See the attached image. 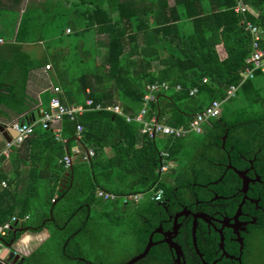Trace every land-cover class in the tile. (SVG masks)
Returning a JSON list of instances; mask_svg holds the SVG:
<instances>
[{
	"label": "trees",
	"instance_id": "16d2710c",
	"mask_svg": "<svg viewBox=\"0 0 264 264\" xmlns=\"http://www.w3.org/2000/svg\"><path fill=\"white\" fill-rule=\"evenodd\" d=\"M22 2L0 0L3 123L22 121L40 102L47 107L54 96L65 106L92 100L105 107L120 105L125 114L136 116L146 105L147 86L156 82L170 88L147 104V118L156 117L168 126L186 128L212 101H223L220 115L206 122L201 133L181 138H149L141 133L140 123L106 110L88 109L73 121L64 117L61 140L52 128L36 123L32 135L11 154L17 152L26 166L23 202L6 203L15 197V183L0 190L1 225L14 216H29L24 225L31 231H49L48 239L23 264H49L55 256L64 264H99L84 255V245L105 248L110 226L122 229L124 248L141 254L164 214L152 200L159 189L185 195L187 202L191 198L189 204L206 202L196 210L234 216L245 194L243 179L229 165L238 171L253 167L250 176L262 180L249 185L250 200L242 208L243 214L257 218L249 226L242 264H262L258 250L264 240V72L242 81L252 53L246 23L264 31V0H41L21 8ZM239 4L246 12L235 11ZM40 43L42 56L25 49ZM47 66L53 94L46 91L40 101L29 95V82L33 72ZM232 85L239 86L236 96L226 99ZM193 89L197 92L191 95ZM78 125L84 128L80 139ZM76 140L81 152L66 168L64 157L73 155ZM90 150L93 156L84 159ZM164 160L172 165L167 172H161ZM98 190L118 198L104 201L97 197ZM137 194L143 199L123 200ZM215 194L226 198L212 201ZM19 236L9 232L2 240L16 241ZM225 236L226 251L240 257V245ZM220 240L215 232L208 235L200 222L197 243L204 260L240 264L227 257L219 260ZM179 243L186 264H203L194 248L191 220L184 221ZM173 263L168 247L155 246L136 264Z\"/></svg>",
	"mask_w": 264,
	"mask_h": 264
},
{
	"label": "built area",
	"instance_id": "2783aa9c",
	"mask_svg": "<svg viewBox=\"0 0 264 264\" xmlns=\"http://www.w3.org/2000/svg\"><path fill=\"white\" fill-rule=\"evenodd\" d=\"M235 11L238 13L246 12V7L243 4H239ZM246 31L252 37V53L250 58L247 60V66L243 72V81L251 80L255 77L257 71L264 72V31L256 24L252 22L246 23ZM68 32H70L68 30ZM50 69V66H47ZM170 85L166 82H156L147 86V94L144 96L145 107L136 115L130 116L123 112L120 105L115 106H103L101 104L94 105L92 100H87L85 105L82 106H65L62 104L57 96H54L50 101V110L45 112L38 120L34 123L29 124L22 120L13 124V129L17 132L15 140L7 144L5 150L0 151V157L8 155L9 151L13 146H21L25 140L32 135L34 125L40 123L44 128H52L57 139L61 140V127L59 124L62 122L64 117H69L72 121L76 120L78 116H81L88 109H95L98 111H110L114 114L124 116L128 122L136 121L142 125L141 133L148 136L149 138L172 136L174 138H181L189 133H201L203 131V126L210 119L216 118L220 115L221 106L223 101L214 100L208 104L202 112L198 113L192 121H190L188 127H172L160 122L156 117L147 118L148 107L151 101H154L156 94L160 91L169 90ZM239 86L232 85L227 90L226 99H230L236 96ZM176 90H180V86H176ZM55 93L60 92L59 88L54 89ZM197 89L191 90L190 94L194 95ZM24 121V122H23ZM84 128L82 125H78L76 129V135L78 139L81 138ZM93 151H88L84 156V159L93 156ZM161 156L167 158V153L162 152ZM64 164L66 168L71 167L73 163V158L70 155L64 157ZM162 164L161 172H167L171 168V164L164 160ZM8 186L6 181L0 180V188H6ZM164 196V190H157L152 196V200L161 201ZM97 197L104 200H116L118 197L112 193L106 192L104 190H98ZM143 199L142 195H128L123 197L125 202H137ZM17 218L14 217L12 222H16ZM12 222L1 225L0 224V243L3 237H6L9 232L12 231Z\"/></svg>",
	"mask_w": 264,
	"mask_h": 264
},
{
	"label": "flooded vegetation",
	"instance_id": "af4514ba",
	"mask_svg": "<svg viewBox=\"0 0 264 264\" xmlns=\"http://www.w3.org/2000/svg\"><path fill=\"white\" fill-rule=\"evenodd\" d=\"M252 168L253 167L245 170L247 172V177L251 180L250 184L255 183V182H261L262 180L259 176H255V177L250 176V171L252 170ZM246 194H245V197H247L246 202H248L250 200V198ZM218 197H223V198H218ZM185 198H186L185 195L184 196L181 194L178 195V194H176V192L174 194H171L170 192H164V196H163L162 200L158 202L159 206L164 208V214L160 215L159 224L153 230V232L150 235V238H151L152 234L155 231H158V232L154 233V235H153V242L156 243V245H154L153 247H155V246L168 247V249L172 255V259L174 262L173 264H178V257H179L178 251L174 248V245L179 246L183 252L182 246L179 243V238H180V234H181V229L184 225V221L191 220L192 221V228H193L195 216H200V217H198L197 231L199 229L200 222H203L206 225L208 235L215 232V233L219 234L220 238H221V235L223 234L225 252L229 256L232 257L230 259L237 260L236 258H239V257H236L234 255H230L226 251L225 233H227L232 244H234V245L239 244L240 245V253H241L240 257L242 258L243 253H244V249H245V242H246L247 237L249 235V226L254 225L257 222V218L254 215H251L249 213L243 214V212H242V214L238 218V221H236L233 219L236 214L234 216H229L227 213L222 212V211H213V212L208 211L207 212V211L200 210V209L196 210V209L201 208L204 205H206V202L197 199L193 204H189L191 198L188 199V202L186 201ZM225 198L226 197H224V196H220L218 194H215L212 201L225 199ZM244 198H243V200H244ZM252 201H254V200H252ZM255 203L258 204V201ZM209 209L210 208H208V210ZM150 238H149V241H150ZM192 240H193V237H192ZM241 241H243V245H241ZM219 247H220V251L222 252L221 258L219 260H222V258H224L226 256H223L224 250L221 248V240H220ZM183 255L184 256L181 257V263L186 264L187 262H186L184 252H183ZM202 256H203V254H202ZM227 258H229V257H227ZM201 260H202V258H201ZM215 262H217V261H215Z\"/></svg>",
	"mask_w": 264,
	"mask_h": 264
},
{
	"label": "crops",
	"instance_id": "0c3cea01",
	"mask_svg": "<svg viewBox=\"0 0 264 264\" xmlns=\"http://www.w3.org/2000/svg\"><path fill=\"white\" fill-rule=\"evenodd\" d=\"M0 43H3V40H0ZM37 45H39V44L25 45V49L28 51L29 50H31V51L36 50L37 51L36 53L38 54V56H42V54L44 53V48H43V52L40 53V51L37 49V47H35ZM27 46H34V47L28 49ZM48 70L49 69H47V67H46V69L37 70V71L33 72L31 75L28 91H29V95L31 97H33L34 99H38L41 101V97H42V95H44L46 93V91L53 94L54 84L51 80V73ZM41 110H43L44 113L48 112L50 110V102L47 103V107H44L42 102H40V106H38V109L28 116L34 115V118H35L36 117L35 115H37V114L40 115L42 113ZM28 116H25L23 120H25ZM16 122H20V121L15 120V121H12L11 123H3L0 120V125L5 127L6 131L8 130L10 132L9 134L11 136H9V135L8 136L11 137V139H12L11 142H13L16 138L15 130L13 129V124ZM2 140L6 141V138L3 136ZM78 141L79 140H76V143L74 144V146L72 148L73 161L76 160V158L78 157V155L80 154L81 149H82ZM11 142H7V144L11 143ZM7 144H6V147H7ZM20 147L21 146H13L11 148V150L9 151L8 155H4V156L0 157V176L3 177V178H0V180L6 181L8 184V186L6 188H0V190L8 189L9 188V182H12L13 184L15 183L13 185V187L11 188L12 192L15 193V197L13 199L10 196L8 199H6L7 204H9V203H13V204L22 203L24 200V195H25L24 194V188L26 186V176H25V174H23V171H26V166L24 164H20L17 152L13 153V156L11 155L12 151L15 148L19 150ZM5 149L6 148H4L3 150H5ZM23 152H24V150H23ZM108 153H109V151H108ZM53 158H55V157H53ZM20 182H21V184H20ZM19 184H20V187L19 186L16 187ZM19 209H20V207H19ZM14 217L17 218L16 222H12V219ZM14 217L8 223L12 222V231L16 230V236H14V237L16 238L18 233H21V236H19V238L16 241L14 238V243L11 247V250L20 254L21 257L25 260V258L27 256H29L31 253H33L37 248H39V246L43 242L46 241V239H48L49 231L43 230L41 232H33V231H31L29 226L24 225L29 220V216H26L24 218H21L18 216H14ZM1 244H2V241H1L0 245Z\"/></svg>",
	"mask_w": 264,
	"mask_h": 264
},
{
	"label": "water",
	"instance_id": "95a60500",
	"mask_svg": "<svg viewBox=\"0 0 264 264\" xmlns=\"http://www.w3.org/2000/svg\"><path fill=\"white\" fill-rule=\"evenodd\" d=\"M41 111H42V113L40 115H38V114L35 115L36 116L35 118H34V115H31V116H28L24 121H26L29 124L34 123L37 119H39L44 114L43 110H41ZM9 133L10 132L8 130L6 131L5 127L0 125V142H1L0 143L1 144L0 145V151H2L4 148H6L7 142L12 141L11 137H9V136H11ZM15 134L17 136L16 131H15ZM2 135L6 138V141L2 140L3 139ZM225 140H226V137L224 138V142H225ZM229 168L233 169L243 179L242 192L244 194H246L248 189H249L250 182H251V180L247 177V172L246 171H238L232 165H229ZM218 198H223V197H218ZM246 200H247V197H245L244 200L242 201V203L239 205L238 211L233 218L234 220L238 221V218L242 214V208H243V205L245 204ZM198 217H200V216H195V220H194L193 228H192L193 244H194L196 253L199 255L200 258H202L203 264H209L204 260L202 254L198 248V243H197ZM156 232H158V231H155L154 233H156ZM11 233H13L14 236H16V230H13ZM154 233L152 234L150 241H149L148 245L146 246L145 250L141 254H139L136 257H134L133 259H131L126 264H136L138 261L144 259L149 254L152 247L154 245H156V243L153 242ZM13 243H14V240H12L11 242H6V241L2 240V244L0 245V264H23L24 259L21 257V255L11 250ZM241 245H243V241H241ZM174 248L178 251V256H179L178 257V264H185V263H181V257L184 256L181 248L179 246H176V245H174ZM221 248L224 250V236H223V234L221 235ZM223 256L232 258L231 256H229L225 252V250H224ZM236 259L240 262V264H242V258L241 257L236 258ZM216 263L217 262H214L213 264H216Z\"/></svg>",
	"mask_w": 264,
	"mask_h": 264
},
{
	"label": "rangeland",
	"instance_id": "374dc122",
	"mask_svg": "<svg viewBox=\"0 0 264 264\" xmlns=\"http://www.w3.org/2000/svg\"><path fill=\"white\" fill-rule=\"evenodd\" d=\"M7 2H10V0H5ZM41 0H23L21 3V8H25L26 5L29 3L39 2ZM34 46H27L28 49L33 48ZM37 49L40 51V53L43 52V45L39 44L37 46ZM34 56H38L36 53V50H29ZM49 71V70H48ZM49 73V72H48ZM234 103V102H233ZM108 233L107 241L108 245H106L105 248L100 247H93L90 245V243L86 242L84 245V255L92 262L99 263V264H126L131 259L136 257L137 249L136 248H124L125 236L121 234L122 229L119 227H113L110 226L109 229L106 230ZM105 233L104 235H101L103 239H106ZM87 239V236H85ZM110 241V242H109ZM259 254L262 256L261 263L264 264V240L260 241V250H258ZM50 261L49 264H64V261L59 260L57 256L52 257L51 259H48ZM68 261L67 263H69ZM76 261H71V263H74Z\"/></svg>",
	"mask_w": 264,
	"mask_h": 264
}]
</instances>
